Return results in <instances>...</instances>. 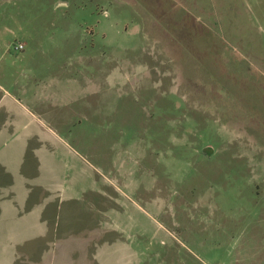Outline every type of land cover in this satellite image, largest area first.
<instances>
[{"label":"rangeland","instance_id":"1","mask_svg":"<svg viewBox=\"0 0 264 264\" xmlns=\"http://www.w3.org/2000/svg\"><path fill=\"white\" fill-rule=\"evenodd\" d=\"M0 220L12 264H264V0H0Z\"/></svg>","mask_w":264,"mask_h":264},{"label":"crops","instance_id":"2","mask_svg":"<svg viewBox=\"0 0 264 264\" xmlns=\"http://www.w3.org/2000/svg\"><path fill=\"white\" fill-rule=\"evenodd\" d=\"M2 206H3L2 212L4 213V215L6 212L10 211L11 216H8V218L18 217L17 214L19 212L16 213L14 211L15 209L12 211L13 205L4 204ZM17 220H20L19 222L24 221V223H28V222L33 221L31 215H26V216H23L21 218L18 217ZM0 221H1V223H0V264H12V262L14 260L12 257H14V255H16V252H18L17 250H20L21 244H19V243H21L22 241L20 239L18 240L16 238H12V239H10V241H12V243H11V242H9V239H4L5 237L14 236L13 233H17L18 231H15L14 227L12 228V226H14L12 221H11V224H10V222L2 223L3 220H0ZM15 222H17V221H15ZM19 241H21V242H19ZM22 245H24V244H22ZM24 250H25V248H24ZM5 256H8V258H5ZM19 258H20V256L17 259H19Z\"/></svg>","mask_w":264,"mask_h":264},{"label":"built area","instance_id":"3","mask_svg":"<svg viewBox=\"0 0 264 264\" xmlns=\"http://www.w3.org/2000/svg\"><path fill=\"white\" fill-rule=\"evenodd\" d=\"M17 49L23 50L24 49V45L23 44L18 45Z\"/></svg>","mask_w":264,"mask_h":264}]
</instances>
